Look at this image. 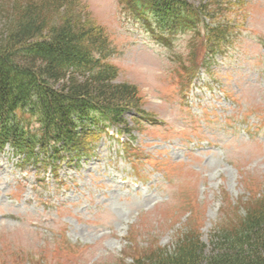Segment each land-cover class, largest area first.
<instances>
[{"label":"rangeland","instance_id":"rangeland-1","mask_svg":"<svg viewBox=\"0 0 264 264\" xmlns=\"http://www.w3.org/2000/svg\"><path fill=\"white\" fill-rule=\"evenodd\" d=\"M190 1L206 5L202 21L172 33L154 30L151 17L134 24L119 0H83L117 44L115 82L136 84L154 116L133 134L143 163L126 158L111 133L57 174L0 150V264H132L130 231L172 248L191 223L210 252L229 203L250 188L264 192V0ZM10 3L0 0V15ZM221 22L235 27L233 42L213 63L206 56L210 69L181 93L178 57L191 55L192 42L203 57L207 29Z\"/></svg>","mask_w":264,"mask_h":264},{"label":"trees","instance_id":"trees-1","mask_svg":"<svg viewBox=\"0 0 264 264\" xmlns=\"http://www.w3.org/2000/svg\"><path fill=\"white\" fill-rule=\"evenodd\" d=\"M10 1L0 15V148L9 144L23 160L56 166L89 155L107 126L141 129L150 114L143 95L136 84L115 82L111 35L83 0ZM119 1L127 17H153L158 28L173 32L193 30L205 13L188 0ZM231 32L225 22L210 27L202 49L223 50ZM200 46L192 42V73L206 63ZM25 114L37 119L34 128L25 126ZM251 190L231 204L210 252L201 229L189 224L172 248L132 238V264H264V192Z\"/></svg>","mask_w":264,"mask_h":264}]
</instances>
